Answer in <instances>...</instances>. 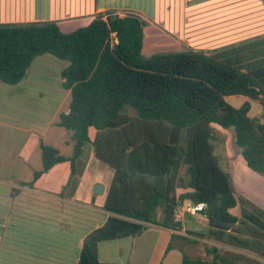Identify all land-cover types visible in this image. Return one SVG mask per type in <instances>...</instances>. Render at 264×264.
<instances>
[{
	"label": "trees",
	"instance_id": "1",
	"mask_svg": "<svg viewBox=\"0 0 264 264\" xmlns=\"http://www.w3.org/2000/svg\"><path fill=\"white\" fill-rule=\"evenodd\" d=\"M45 54L70 62L62 76L72 91L71 108L59 126L72 133L75 148L68 158L42 144L44 169L35 179L71 161L66 193L74 197L88 162L83 155L92 152L110 170L100 181L102 195L93 189L80 194L111 216L87 235L78 264H103L101 242L136 236L148 224L181 230L176 213L189 204H205L201 213L212 241L264 259V198L222 166L214 127L233 129L248 168L264 175L263 79L225 53L182 51L175 37L135 11L0 25L4 83H20ZM235 95L260 100L262 117L249 115V103L228 104ZM237 206L241 216L231 212ZM245 253L212 246V260L185 257L183 264H263Z\"/></svg>",
	"mask_w": 264,
	"mask_h": 264
},
{
	"label": "crops",
	"instance_id": "2",
	"mask_svg": "<svg viewBox=\"0 0 264 264\" xmlns=\"http://www.w3.org/2000/svg\"><path fill=\"white\" fill-rule=\"evenodd\" d=\"M108 11H135L153 21L181 43L182 51L230 60L264 80V0H0V25L61 22L94 17ZM70 62L51 54L37 57L16 85L0 79V264H78L87 235L102 226L111 213L81 200L110 175L92 152L82 156L87 166L77 188L68 196L73 178L71 161L44 169L42 144L71 158L72 133L59 126L71 108L72 91L65 88L63 71ZM249 115L262 117L263 104L243 95L227 97ZM229 104V103H228ZM264 122V119H263ZM233 166L235 179L264 198V175L249 172L240 151ZM31 184V185H29ZM103 185V184H102ZM105 187V186H104ZM183 213L182 229L148 224L136 236L103 241V264H183L184 258L212 260L209 225ZM241 216V207L231 211ZM187 215L195 223L186 224ZM200 226L206 227L202 232ZM229 250L244 253L228 247ZM220 252H222L220 250Z\"/></svg>",
	"mask_w": 264,
	"mask_h": 264
},
{
	"label": "rangeland",
	"instance_id": "3",
	"mask_svg": "<svg viewBox=\"0 0 264 264\" xmlns=\"http://www.w3.org/2000/svg\"><path fill=\"white\" fill-rule=\"evenodd\" d=\"M226 101L227 103L229 104H232L234 103L235 101L233 100H230L228 102L227 98H226ZM126 112L127 114H129L130 116H136V111L131 108V107H127L126 109ZM220 136V140L218 141L217 143V146H218V155L220 157V160H221V163H222V166L225 164L228 163V161L231 163L233 160H237V158L239 157V152L240 149L237 147L236 143H235V135H234V131L233 129H230V130H225L219 126H214ZM230 168H233L230 167ZM227 169V168H225ZM234 169V168H233ZM249 172L251 173H255L256 175H260L262 177L261 174L259 173H256L254 171H252L251 169H249ZM195 217V220L198 222V223H204L205 219H204V215L199 212L198 215L194 216ZM186 224L192 228V226L194 227L195 223L191 220V216L187 215V218H186ZM200 229L202 232H207V228L206 227H203V226H200ZM214 242V241H212ZM207 246L209 247H212L214 245L210 244V243H205ZM216 245H218L219 249L224 252L225 250H229L228 247L226 246H222L221 244H218V243H215ZM245 253V252H244ZM246 255L250 256V257H253V258H257L258 260H260L263 264H264V259L262 258H259L255 255H252L250 253H245Z\"/></svg>",
	"mask_w": 264,
	"mask_h": 264
},
{
	"label": "built area",
	"instance_id": "4",
	"mask_svg": "<svg viewBox=\"0 0 264 264\" xmlns=\"http://www.w3.org/2000/svg\"><path fill=\"white\" fill-rule=\"evenodd\" d=\"M205 208V204H199V205H190L188 207L185 208V211L190 213V214H198L199 212L203 211ZM176 221L181 222L182 218H183V213H180L177 211L176 213Z\"/></svg>",
	"mask_w": 264,
	"mask_h": 264
},
{
	"label": "water",
	"instance_id": "5",
	"mask_svg": "<svg viewBox=\"0 0 264 264\" xmlns=\"http://www.w3.org/2000/svg\"><path fill=\"white\" fill-rule=\"evenodd\" d=\"M105 191V187L102 184H96L94 187V193L97 195H102Z\"/></svg>",
	"mask_w": 264,
	"mask_h": 264
}]
</instances>
